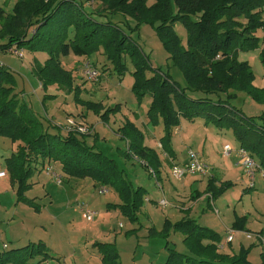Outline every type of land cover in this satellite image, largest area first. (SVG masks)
<instances>
[{
  "label": "trees",
  "instance_id": "obj_1",
  "mask_svg": "<svg viewBox=\"0 0 264 264\" xmlns=\"http://www.w3.org/2000/svg\"><path fill=\"white\" fill-rule=\"evenodd\" d=\"M85 3L88 7L98 3L100 8H87ZM109 13L133 17L137 23L123 26L103 18ZM141 23L154 28L167 58L182 72L185 87L176 83L169 70L150 64L148 55L132 37ZM178 25L185 31V39L177 32ZM261 31L264 0H153L150 5L147 0H15L9 12L0 7V50L45 52L47 59L43 64L35 63L34 69L43 88L55 85L59 90L74 93L75 102L100 114L99 105L84 103L87 101L76 96L81 87L61 59L71 53L88 59L99 52L119 75L129 70V61L133 66L134 92L150 97L149 122L154 126L162 123L160 140L167 152L171 151L173 132L182 120L202 118L216 128L231 130L238 147L247 150L264 169V84H253L251 65L239 58L240 52L259 49L264 65ZM14 81L11 71L1 65L0 136L16 144L4 165L11 183L16 184L17 194L23 196V191L30 188L28 180L34 170L50 165L62 179L89 178L113 189L120 200L114 206L131 221L135 220L144 190L131 185L115 158L96 147L95 137L88 143L85 134L49 131L27 103L17 97ZM238 93L257 103L258 114H245L236 104ZM104 118L100 115L102 121ZM119 130L118 135L126 141L125 154L134 155L157 173L159 157L144 144L143 131L130 120ZM215 182L210 178L206 189L212 202L232 185L230 181H221L217 187ZM239 224L236 221L233 227L242 229ZM170 229L184 236L186 250L167 247L162 264H253L246 248L232 253L224 251L218 234L195 219L182 217L174 223L166 220L163 229L152 234L165 237ZM259 235L263 241L257 244L264 247V227ZM95 244L104 264H120L113 243ZM49 257L46 245L37 241L0 252V264H30L36 259L35 264H39ZM259 264H264V250Z\"/></svg>",
  "mask_w": 264,
  "mask_h": 264
},
{
  "label": "rangeland",
  "instance_id": "obj_2",
  "mask_svg": "<svg viewBox=\"0 0 264 264\" xmlns=\"http://www.w3.org/2000/svg\"><path fill=\"white\" fill-rule=\"evenodd\" d=\"M152 2L153 0H147L148 5ZM88 5L85 3L87 8L94 5L100 8L98 3H92L89 7ZM103 18L119 22L123 26H134L137 23L133 17L119 13H109ZM176 29L178 34L185 39L186 34L183 28L178 25ZM132 37L148 55L153 67L169 70L170 75L180 87L186 86L182 72L167 58L168 54L150 24H139ZM260 37L264 44V31L261 32ZM23 53V57H18L13 52L1 51L0 62L8 65L4 68H11L15 80L14 90L16 88L27 96L29 95L31 101L33 100V112L37 118L43 117L45 123L48 118L51 119V114L47 115V105L66 111L65 117L61 116L57 119L60 124L70 128L77 124L82 131L73 132L85 134L88 143L91 139H96V147L109 157L115 158L119 168L126 173L128 180L144 188L146 192L144 197L156 202L160 198H166L170 202L168 201L166 206L157 207H153L151 202H145L137 214V220L131 222L120 211L106 207L107 202H112L111 192L104 195L97 194L95 190L89 193H77L76 190L69 189V185L56 184L50 176L40 174L38 176L40 185L43 183L45 191L48 192V195L44 196L43 191L38 192L37 174H35L33 178L35 182L32 188L30 186L31 190L30 188L24 190L23 196L16 194L19 199L17 204H15V197H11L10 194L0 195V252L40 240L45 243L48 253L52 256L45 261L46 264H104L95 244L96 241H101L114 244L119 253L118 262L120 264H162L168 253L167 247L185 251L183 236L179 232H171L167 237L148 233L151 227L156 230L162 228L166 211L173 210L170 207L173 201L169 195L164 193L165 197L163 196L164 191L160 187L162 183L149 172V168L141 165L140 160L125 156L126 141L115 134L125 126L127 120H130L143 131L144 138L146 134L150 135L149 132L163 135L161 122L155 126L149 122L147 110L150 97L147 95L141 97L134 92V79L131 75L133 66L130 62L128 61L129 70L119 75L113 70L112 65L106 62L105 56L99 52L92 54L88 59L75 56L73 53L61 59L64 68L72 72L75 76L74 82L81 87L76 96L87 101L84 103L99 105L97 111L100 114H98L95 112L96 109L87 108L86 105L75 102L74 93H67L63 90L60 91L66 93V101L60 99V95L50 88H37L40 95L38 98L34 93V88L37 87L35 81L38 80L34 74L35 64L33 65V59L28 50H23ZM43 53L35 51V56L39 61L37 62L40 64H43L48 57L45 52ZM239 58L249 62L254 73L253 84L262 87L264 65L259 57V49L240 52ZM86 62L95 65H93L96 69L95 77L89 78L85 75L83 65ZM237 97L239 101H236V104L245 114H258L257 107L259 106L250 97L247 98L243 93H238ZM42 101H44L43 105ZM100 115L105 117L103 121ZM178 128L179 131L173 136L178 160L175 164L183 166L187 162L186 160L184 163L185 158L188 159V150L191 149L199 153L200 159L207 164L208 171V176L203 178L199 175L198 179L188 184L185 189H181L182 185H178V181L182 179L180 181L182 183L196 175L185 174L181 179H176L169 174L170 183L181 189L178 201L185 202L183 198L189 194L190 196L193 194V200H195L197 195L195 191L204 192L207 189L211 174H216V177L220 178L222 165H227V160L222 157V146L229 144L235 150L239 142L231 130L216 128L211 123H205L202 118H195L192 121L182 120ZM152 138H149L150 146H154ZM9 143L7 138L0 136V167H2L5 156L3 150ZM157 154L161 157L159 151ZM239 171H242L241 168ZM240 175L238 179L235 178L233 187L218 194L213 199V205L210 203L206 211H197L198 213L196 212L193 218L198 224L216 232L221 239L225 240V244H229L228 247L235 248V252L240 251L242 247L246 248L249 252L248 260L253 264H259L264 247L256 241H258L259 231L264 227V178L259 170L255 172L253 180L247 173ZM215 185L219 187L220 183ZM8 189L12 192L11 187ZM92 195V200L87 201ZM34 200L35 203H33ZM77 202L86 203L89 208L97 211L93 222L82 219ZM30 203L34 204L33 207ZM205 203L206 201L202 202L203 208ZM174 211L176 215L172 217L173 220L177 221L184 216L183 210L182 212L176 209ZM236 221H240L239 225H242V229L233 227ZM133 228L134 230L130 232ZM235 230L241 231L242 234ZM230 231H233L232 239L228 242L226 239L231 235ZM246 233L251 234L252 237L247 238ZM2 242L5 243L6 248L2 247ZM228 247H226L227 250Z\"/></svg>",
  "mask_w": 264,
  "mask_h": 264
},
{
  "label": "crops",
  "instance_id": "obj_3",
  "mask_svg": "<svg viewBox=\"0 0 264 264\" xmlns=\"http://www.w3.org/2000/svg\"><path fill=\"white\" fill-rule=\"evenodd\" d=\"M14 2H15V0H0V7H2L5 11H7V12H9V11H11V9H12V7H13V5H14ZM262 32V31H261ZM261 32H259V36H260V34H261ZM1 42H3V41H0V43ZM23 50H25V49H23ZM2 50H0V52H1ZM3 52H11L10 50H8V51H3ZM30 52V55H31V57H32V59H33V65L35 64V63H38L39 61L37 60V58H36V54H35V52H31V51H29ZM42 54H44L43 52H42ZM38 61V62H37ZM2 65H3V67H5V65L6 66H8L5 62H2ZM8 70L9 71H11V73H12V75H13V77H14V74H13V72H12V70H11V68H9L8 67ZM35 82H37V87L36 88H34V93H36V95H37V97L38 98H40V95H39V93H38V90H37V88H41V89H44L43 87H42V84H41V82H40V80L38 79L37 81H35ZM46 89H48V88H50V89H52V91H54L55 93H57L58 95H60V99H64L65 101H66V98H65V95H66V93H64V92H62V91H60L55 85H50V86H47V87H45ZM82 88H85V87H82ZM22 91H24V90H22ZM14 92L17 94V97L19 98V99H21V100H24V102H26L27 103V105L31 108V110L33 111V107H34V102H33V100L31 101L30 100V97H28L25 93H23V92H20V91H18V90H16V88H15V90H14ZM31 93V92H30ZM55 96H57V95H55ZM42 103V105H43V103H44V101H42L41 102ZM46 106V105H45ZM44 107V106H43ZM46 111H47V115L49 116L50 114H51V119H49L48 118V120H47V123H45V121H44V119H40L42 122H43V124H44V126L46 127V128H48V130L49 131H51V132H56V130H60L61 131V133H66L67 131H65V129H64V127H63V125L62 124H60L59 122H58V120L57 119H59L61 116H66L67 115V112L66 111H63L62 109H57V107L56 106H49V105H47L46 106ZM83 115V114H82ZM86 115V114H85ZM84 115V116H85ZM181 124V123H180ZM179 131V128L177 127V128H175V130H174V132H173V135H172V139H171V141H170V149H171V151H170V153L169 152H167V150L166 149H164L163 148V146H162V142H161V140H160V138H161V136L162 135H156V134H154V132H149L150 133V135H147L146 134V137L144 138V144L145 145H147L148 147H151V148H153L156 152H160V155H161V157H159V155H158V157H159V166H158V172L157 173H155L154 171V173H152L151 171H150V169L151 168H149V172L153 175V176H155V178L159 181V182H161L160 184V187L163 189V191L164 192H162L163 193V196L165 197V195H169V197L171 198V200L173 201V203L170 205V207H172V209L173 210H171V211H166V215H165V218L163 219L164 221H163V225H162V228L160 229V230H162L163 229V227H164V222L167 220V221H169L170 223H174V222H176L175 220H173L172 219V217H174L176 214L174 213L175 211V209L176 210H179V211H181L182 212V210H183V212H185V213H183L184 214V216L183 217H189V218H192V219H194L193 217L195 216V213L198 211H206V209H208L209 207H210V203H212V205H213V202H209V199H208V195H209V193L207 192V190L205 191V192H199V191H195V193L196 194H199L198 195V197H196L195 198V200H193V194H191V196H190V194H189V196H187L186 198H183V200L186 202V201H188V200H190V202H179L178 201V199H179V197H180V190L181 189H185L186 187H187V185L188 184H190L191 182H193L194 180H197L198 179V177H199V175H196V176H194V177H192V178H189V179H186V180H184L182 183H180V181H182V179L180 180V181H178V185H182V187H181V189H179V187L177 188V187H175L174 185H172L171 183H170V181H169V174H171V172L169 171V170H171V167L170 166H172L173 164H177L178 162V160H177V153H176V150H175V144H174V142H173V136L175 135V134H177V132ZM115 134H116V136H118L119 138H121L116 132H115ZM1 137H3V136H1ZM150 137H153L152 138V141H153V145L154 146H150V144H149V138ZM96 138V137H95ZM122 139V138H121ZM9 140V139H8ZM92 140L93 139H91L89 142L91 143L92 142ZM10 141V140H9ZM15 147H16V144L15 143H12V142H10L9 144H8V146H7V148H5L3 151H4V153L5 154H3V155H5L4 156V159H3V162H2V167H0V170H2V171H4L5 172V175L3 176V177H0V195H2V196H7V195H9L10 194V196L11 197H15V199H16V201H15V204H17L18 202H19V199L17 198V192H16V184H12L11 183V181H10V179H9V175H8V173L6 172V169H5V165H4V160H5V158L6 157H8L14 150H15ZM7 150V151H6ZM236 150V149H235ZM235 153V154H234ZM233 154H231L229 157H224V156H222L224 159H226L227 160V165H222V172L220 173L221 174V176H220V178H217L216 177V174L215 175H213V174H211V177L210 178H214L215 180H216V182L215 183H219V182H221V181H230V182H232V185H231V187H233L234 186V184L233 183H235V181H236V179H238V177L240 176L241 177V175L240 174H244V173H246L245 172V170H244V168L242 167V166H240L238 163H237V159H238V157H237V155H236V152H234ZM125 156H127V157H129V156H132V158H136L137 160H139L137 157H135L134 155H126L125 154ZM160 158H162V159H160ZM186 158H185V160H184V163L186 162ZM141 161V160H140ZM202 161V160H201ZM203 163H204V161H202ZM140 164L141 165H144V163L141 161L140 162ZM205 165H207L206 163H204ZM145 166V165H144ZM58 171H60V166L59 165H56V166H54ZM239 168H241V172L239 171ZM209 170H210V168H209ZM213 171V170H212ZM244 171V173H242ZM240 172V173H239ZM35 174H37V179H36V187H37V189H38V192L39 193H41L42 191H43V195L45 196V195H48V192L47 191H45V189H44V186L45 185H43V183L40 185V180H39V178H38V176L40 175V174H46L45 173V171H44V169L42 170V169H37V170H34V172H33V174H32V178L30 177V179H31V182H30V179L28 180V183H30V185H31V188H32V185H33V182H35L34 180H33V178H34V176H35ZM47 175V174H46ZM125 175H126V173H125ZM206 176H208V175H205V176H201V177H206ZM64 177V179H63V181L61 182V183H59V184H67V185H69L70 186V188L69 189H72V190H76V192L77 193H80V192H87V193H89L90 191H94L95 190V192H97V194H100V195H104V194H106V193H110L111 194V196H112V202H107L106 203V207H108V208H114L115 210H118L119 211V209L116 207V206H114V204H118L119 202H120V200H119V197H118V195H117V193L113 190V189H111V188H108L107 187V191L106 192H104V193H99L98 192V189L100 188V187H102V185H99V184H96L93 180H91V179H89V178H75V177H70V178H68V177H65V176H63ZM126 178H127V176H126ZM137 178H139V176H137ZM236 178V179H235ZM127 180H128V178H127ZM130 183H131V185L133 186V187H141L143 190H144V188L142 187V186H139V185H135V184H133V182L131 181V180H128ZM168 182V183H166V182ZM184 182H186V183H184ZM57 184V183H56ZM9 187H11L12 188V192L8 189ZM103 187H105V186H103ZM31 188H30V190H31ZM229 189V188H228ZM226 191V190H225ZM224 191V192H225ZM1 192H4L3 194L1 193ZM10 192V193H9ZM144 193L146 194V192L144 191ZM164 193H165V195H164ZM10 197V198H11ZM92 197H93V195L90 197L89 196V198L87 199V201H89L90 202V200H92ZM167 197V196H166ZM30 199V198H29ZM34 199V198H33ZM161 199H163V200H166V198H160L159 200H161ZM158 200V201H159ZM77 201V199L75 200V202ZM86 201V202H87ZM158 201L156 202L155 200H152L151 198H146V196L144 197V194H143V202H142V204H141V206H143V204L145 203V202H151V204H152V206L153 207H157V206H159V203H158ZM167 202L169 201V200H166ZM204 201H206V203H205V205H204V208H203V206H202V202H204ZM170 202V201H169ZM168 202V203H169ZM33 203H35V200H34V202ZM33 203H30V205L33 207ZM78 203V202H77ZM199 204V205H198ZM89 205V204H88ZM141 206L139 207V209L136 211V218H135V220H133V221H131L129 218V220L131 221V222H134V221H136L137 220V214H138V212H139V210L141 209ZM89 207V206H88ZM79 208V207H78ZM5 210V209H4ZM197 212V213H198ZM82 217V216H81ZM171 217V218H170ZM83 219V218H82ZM93 222V221H92ZM121 224V223H120ZM119 224V225H120ZM122 225V224H121ZM120 225V226H121ZM134 230V228L133 229H131L130 230V232L131 231H133ZM160 230H156L154 227H151V228H149V234H152L153 232H158V231H160ZM235 231H237V230H235ZM129 232V231H128ZM171 232H177V231H174V230H172V229H170L169 231H168V234H167V236L171 233ZM239 234H242L241 233V231H237ZM180 233V232H179ZM6 235V234H5ZM244 235V234H243ZM167 236H165V237H167ZM183 236V235H182ZM184 237V236H183ZM182 240H183V238H182ZM222 241V244H224L223 246V250L224 251H227V252H235L234 251V247L233 246H230V247H228L229 246V244H225V240H223V239H221ZM40 241V240H39ZM96 242H98V241H96ZM95 242V243H96ZM99 242H101V241H99ZM257 242V241H256ZM259 242V241H258ZM28 243H30V242H28ZM27 243V244H28ZM106 243V242H105ZM107 243H110V242H107ZM45 244V243H44ZM5 246V243L4 242H2V247L3 248H6V247H4ZM23 246V245H22ZM20 247V246H19ZM226 247H228L229 249L227 250L226 249ZM51 255V254H50ZM52 257V256H51ZM248 257H249V255H248ZM37 260V259H36ZM36 260H34V261H31L30 262V264H35V262H36ZM45 261H47V260H44V261H42V262H40L39 264H46V262Z\"/></svg>",
  "mask_w": 264,
  "mask_h": 264
},
{
  "label": "built area",
  "instance_id": "obj_4",
  "mask_svg": "<svg viewBox=\"0 0 264 264\" xmlns=\"http://www.w3.org/2000/svg\"><path fill=\"white\" fill-rule=\"evenodd\" d=\"M12 52L18 56L23 57V51L20 49H14ZM2 63L0 62V66ZM83 70L85 75H87L89 78H93L96 75V69L88 62H86L83 65ZM72 125L74 123H71ZM74 127L70 128L66 125L63 126L65 131H82L79 127L76 125H73ZM233 152H236V155L238 157V163L244 168L245 172L249 175V178L251 180L255 177V172L259 170L262 177L264 178V169L260 168L255 161V159L242 147H238L236 150L232 149V147L229 144H224L222 146V155L224 157H229ZM188 159L187 162L183 166H178L176 164H173L171 166V175L176 179H181L185 174H191V175H200L205 176L207 175V165H205L201 159L198 152H195L194 150L189 149L188 150ZM45 173L50 176L53 181L57 184L61 183L63 181L61 175L50 165L45 166L44 168ZM152 173L153 170L150 169ZM5 172L0 170V177L4 176ZM107 191L106 187H100L98 189L99 193H104ZM212 202V201H211ZM160 206H166L168 205V202L166 200H159L158 201ZM79 211L81 213L82 218L87 222H92L95 217L97 216V211L94 209H91L87 206L86 203L78 202ZM121 225V224H120ZM231 235L227 237V241L229 242L232 239V233L233 231H230ZM247 238H251L252 235L249 233H246ZM258 241H263L262 237L260 235H257ZM223 245H220L222 247Z\"/></svg>",
  "mask_w": 264,
  "mask_h": 264
}]
</instances>
